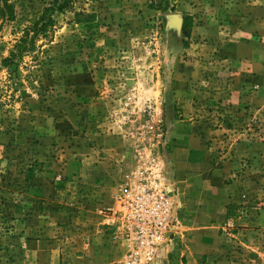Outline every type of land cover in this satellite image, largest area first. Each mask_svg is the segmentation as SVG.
Here are the masks:
<instances>
[{
	"label": "rangeland",
	"instance_id": "obj_1",
	"mask_svg": "<svg viewBox=\"0 0 264 264\" xmlns=\"http://www.w3.org/2000/svg\"><path fill=\"white\" fill-rule=\"evenodd\" d=\"M52 1L0 17V264H264V0H75L4 65ZM183 130L229 192L215 233L188 231L171 183ZM152 163L181 220L153 254L105 214Z\"/></svg>",
	"mask_w": 264,
	"mask_h": 264
},
{
	"label": "built area",
	"instance_id": "obj_2",
	"mask_svg": "<svg viewBox=\"0 0 264 264\" xmlns=\"http://www.w3.org/2000/svg\"><path fill=\"white\" fill-rule=\"evenodd\" d=\"M117 203L118 209L106 208L105 214L120 217L126 232L134 233L148 253L174 241L181 225L180 209L161 166L152 163L136 171L133 184Z\"/></svg>",
	"mask_w": 264,
	"mask_h": 264
},
{
	"label": "crops",
	"instance_id": "obj_3",
	"mask_svg": "<svg viewBox=\"0 0 264 264\" xmlns=\"http://www.w3.org/2000/svg\"><path fill=\"white\" fill-rule=\"evenodd\" d=\"M179 146L170 153L171 183L178 189V203L186 211L187 226L192 234L215 233L228 221L230 196L225 185L215 181V172L191 164L198 154L195 133H176ZM200 153V152H199ZM200 180L199 182H197ZM192 261L195 257L190 254Z\"/></svg>",
	"mask_w": 264,
	"mask_h": 264
},
{
	"label": "trees",
	"instance_id": "obj_4",
	"mask_svg": "<svg viewBox=\"0 0 264 264\" xmlns=\"http://www.w3.org/2000/svg\"><path fill=\"white\" fill-rule=\"evenodd\" d=\"M75 0H53L52 3L46 7L37 21L33 22L31 25L27 26L20 40L14 45L11 50L10 55L3 59V64L10 66L14 64L17 60H21L24 55L32 54L34 50L35 40L39 36L48 38L50 28L54 26L55 20L53 19V14L55 12H65L68 9H72V4ZM0 17L4 19L9 13L12 17L13 9L8 3V0H0ZM154 8V7H153ZM96 13H75L74 22L76 24H87L93 23L96 20ZM192 25V19L190 17H185L182 24V32L185 37L188 35V29ZM3 192L4 189H1ZM228 217L231 216L230 206L227 212Z\"/></svg>",
	"mask_w": 264,
	"mask_h": 264
}]
</instances>
